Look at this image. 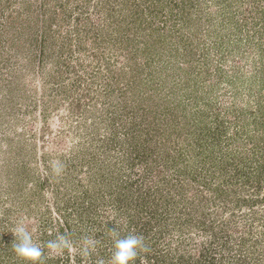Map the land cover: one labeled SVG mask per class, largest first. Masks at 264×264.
I'll list each match as a JSON object with an SVG mask.
<instances>
[{
	"label": "rangeland",
	"instance_id": "obj_1",
	"mask_svg": "<svg viewBox=\"0 0 264 264\" xmlns=\"http://www.w3.org/2000/svg\"><path fill=\"white\" fill-rule=\"evenodd\" d=\"M19 224L38 264H264V0H0V264Z\"/></svg>",
	"mask_w": 264,
	"mask_h": 264
},
{
	"label": "clouds",
	"instance_id": "obj_2",
	"mask_svg": "<svg viewBox=\"0 0 264 264\" xmlns=\"http://www.w3.org/2000/svg\"><path fill=\"white\" fill-rule=\"evenodd\" d=\"M11 233L14 234L15 239L19 240L18 243L13 245V249L17 256L30 261L31 264H38L42 257V249L37 244L33 243L32 235L27 231L26 227L23 224H19ZM61 244L67 246V241L62 239ZM86 245L84 255H88L89 247H94L91 241H86ZM60 246L61 245L51 242L48 245V247L52 249H58ZM138 249L144 252L148 251L142 236L131 234L122 239L117 238L114 241V251L112 252L108 264H133L137 258ZM99 264H104V261H99Z\"/></svg>",
	"mask_w": 264,
	"mask_h": 264
}]
</instances>
